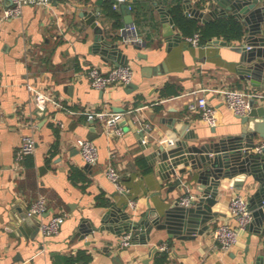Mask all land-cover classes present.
Masks as SVG:
<instances>
[{
    "label": "crops",
    "instance_id": "1",
    "mask_svg": "<svg viewBox=\"0 0 264 264\" xmlns=\"http://www.w3.org/2000/svg\"><path fill=\"white\" fill-rule=\"evenodd\" d=\"M190 1L202 10L210 9L213 2ZM114 2L58 0L45 6L27 4L21 16L6 18L3 10L9 0H0V264H65V257L78 249L93 254L88 264H163L158 259L163 252H168V264H255L264 254V223L255 215L229 250L221 249L212 235L221 222L237 223L229 208L233 193L246 194L251 207V197L258 188L251 173L243 179L242 188L222 179L213 205L217 214L209 228L195 238H180L168 227L154 226L150 232L139 234L131 229L132 244L118 247L123 232L105 228L94 234H80L84 221L87 225H112L103 218L109 208L128 211L137 220L150 209L163 214L188 193L198 195L197 171L192 164L186 165V172L177 169V174L165 178V172L156 167L159 155L154 145L164 140L174 143L178 137L174 127L185 120L197 133L190 143L239 134L241 117L223 100L227 88H243L257 105H262L256 95L264 89V75L255 78L256 85L240 73L241 53L235 47L243 37L230 40L231 45L210 40L193 45L186 39L192 34H185L177 25L183 38L169 45L157 5L171 8L178 0H128L138 34L144 40L139 48L137 43L121 40L124 3L114 8ZM93 14L103 25L107 39L118 41L127 55L134 68L135 87L128 84L96 89L85 77L84 71L91 66L106 70L116 65L95 45L97 33L88 22ZM221 16L234 15L228 12ZM168 85L174 86L178 94L163 95ZM39 91L47 94L44 108L37 104ZM199 94L215 105L217 125L190 111V101ZM103 107L124 114L120 122L123 134L108 133L104 123L88 119L89 111ZM145 123L152 129L148 131ZM142 128L144 138L139 134ZM93 131L99 149L95 164L86 162L76 145L77 137H88ZM24 135L34 137L36 148L18 163L17 150ZM255 141L264 139L257 136ZM110 164L120 171L124 191L107 176ZM177 176L183 178L180 185L175 184ZM238 177L240 174L234 178ZM41 195L47 201L41 220L67 213L60 232L49 237H43L41 231L19 236L13 216L19 217V208L30 207ZM132 199L137 203L134 207L129 204ZM28 227L36 229L35 223ZM162 243H167L169 249L161 250Z\"/></svg>",
    "mask_w": 264,
    "mask_h": 264
},
{
    "label": "water",
    "instance_id": "2",
    "mask_svg": "<svg viewBox=\"0 0 264 264\" xmlns=\"http://www.w3.org/2000/svg\"><path fill=\"white\" fill-rule=\"evenodd\" d=\"M183 5L185 13L192 15L202 23L221 15H228V12L241 20L244 27L243 40L235 47L241 53L240 73L242 77L251 79L257 85L258 81L255 78L264 75V0H213L212 7L208 10L193 6L190 0H185ZM157 6L162 14L165 36L169 45L177 44L182 40L183 33L181 30H176L177 23L172 15V9ZM122 9L125 14V24L135 23L129 3L122 4ZM88 22L97 33L95 45L100 46L106 59L113 60L116 65L128 63V57L120 43L113 38L107 39L103 25L98 24L97 15L93 14ZM210 43L231 45L232 41L216 37L212 38ZM142 45L136 44L139 48ZM129 85L136 86L134 83ZM251 103L253 107L249 114L241 117L242 127L239 134L212 138L200 144L190 143L191 139L197 137V133L190 129V123L185 120L181 126H173L178 134L174 143L164 140L154 145L155 152L159 155L158 161L156 159V167L165 172V178H171L173 174H177V169L180 173L186 172V165L189 163L192 164L191 168L197 171L196 189L199 194L192 199L189 205H183L178 200L161 215L156 210L150 209L137 220L133 219L128 211L120 209L118 213L114 208H109L105 211L103 218L104 222L110 220L112 225L98 226L92 222L87 225L84 221L80 226L82 230L80 234L82 236L87 233L94 234L97 230L105 228L111 229L114 233L132 229L139 234L146 230L150 232L155 226L157 228L168 227L169 231L180 238H195L209 228V222L217 214L213 205L218 200L222 179L226 178L233 186L242 188L243 179L248 173L253 174L258 182L255 195L251 197V208L257 219L264 223V148L261 151L255 149L259 144L255 138L259 136L264 139V105H257L254 98L251 99ZM258 116L261 118L257 119ZM90 121L94 122V120ZM139 134L144 138L145 129H140ZM96 136L93 131L88 137L93 139ZM151 156L154 157V154ZM237 174H240V177L235 179ZM182 182L183 178L177 176L175 184L180 185ZM19 211V217L13 216L14 229L17 234L30 236L34 232L33 234L36 235L40 231L41 216L30 214L29 207L19 208ZM34 223L36 229L31 231L28 226ZM107 250L112 253V249ZM115 257L118 256L114 255L113 258ZM255 264H264V254L258 257Z\"/></svg>",
    "mask_w": 264,
    "mask_h": 264
},
{
    "label": "built area",
    "instance_id": "3",
    "mask_svg": "<svg viewBox=\"0 0 264 264\" xmlns=\"http://www.w3.org/2000/svg\"><path fill=\"white\" fill-rule=\"evenodd\" d=\"M58 0H9L7 6L3 10V15L6 18L19 17L22 15L25 5L32 4L37 6L50 5ZM128 0H115L113 6L118 8L121 3H127ZM130 5V3H129ZM131 7V5H130ZM120 36L123 42H133L143 44L142 36L138 34L137 26L135 23L125 24L120 27ZM187 41L193 45H202L201 32L196 31L192 35L186 37ZM85 77L96 89H107L114 85H128L132 83L134 78V68L129 63H121L114 65L109 69H103L99 66H91L84 71ZM3 85L2 74L0 71V88ZM257 100L264 105V89L257 93ZM225 104L239 117L248 115L252 109L251 98L247 90L243 88H227L224 90ZM37 104L39 107L44 108L47 105V94L44 92H37ZM189 109L192 113H198L210 125H217L218 115L215 105L211 104L204 94L197 95L189 103ZM89 120H98L105 124L106 131L117 135L123 134L124 130L120 122L124 119L122 112H114L108 107H103L97 110H91L87 113ZM144 127L148 130L152 129L151 124L145 123ZM76 145L83 159L91 164L99 161V149L93 139L89 137H77ZM36 148V141L32 135H24L21 145L17 150V162L20 163L26 155L32 153ZM264 148V141L256 145L255 149L261 151ZM17 163V164H18ZM1 168V165H0ZM107 176L115 183L117 189L124 191L125 188L121 183V173L118 168L110 164L106 169ZM195 195L188 193L179 199L183 205H189L194 199ZM129 204L135 206L137 203L134 199L130 200ZM229 208L233 216L236 218L237 223L232 224L229 222L219 223L212 231V235L220 248L229 250L235 245L239 239L241 229L248 227L249 223L254 218L253 209L250 207L249 199L243 192H235L231 195ZM47 210V201L44 195L36 199L29 207L30 214H43ZM67 218V213H55L47 220H41L40 231L43 237H49L58 234L61 230L62 224ZM133 231H125L120 234L117 242L118 247H128L133 241ZM161 250H168L169 245L162 243Z\"/></svg>",
    "mask_w": 264,
    "mask_h": 264
},
{
    "label": "trees",
    "instance_id": "4",
    "mask_svg": "<svg viewBox=\"0 0 264 264\" xmlns=\"http://www.w3.org/2000/svg\"><path fill=\"white\" fill-rule=\"evenodd\" d=\"M199 6L200 3L198 4ZM172 15L177 25L185 32V34H193L196 31L201 32L202 42L206 43L214 37H224L227 40L241 39L244 35L243 23L234 16H220L206 23L185 13L183 0H178L173 4ZM163 89V95L178 94V90H174V86L168 85ZM174 90V91H173ZM93 258V254L86 249H78L65 257V264H88ZM168 252H163L158 259L163 264L167 263Z\"/></svg>",
    "mask_w": 264,
    "mask_h": 264
}]
</instances>
